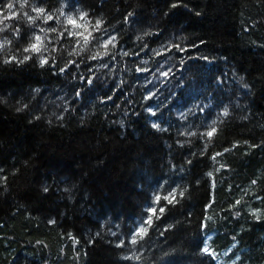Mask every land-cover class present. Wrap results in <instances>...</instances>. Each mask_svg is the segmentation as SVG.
Listing matches in <instances>:
<instances>
[{
    "label": "trees",
    "instance_id": "obj_1",
    "mask_svg": "<svg viewBox=\"0 0 264 264\" xmlns=\"http://www.w3.org/2000/svg\"><path fill=\"white\" fill-rule=\"evenodd\" d=\"M0 264H264V0H0Z\"/></svg>",
    "mask_w": 264,
    "mask_h": 264
},
{
    "label": "snow or ice",
    "instance_id": "obj_2",
    "mask_svg": "<svg viewBox=\"0 0 264 264\" xmlns=\"http://www.w3.org/2000/svg\"><path fill=\"white\" fill-rule=\"evenodd\" d=\"M9 7H11V5ZM81 19H83V17H81ZM70 23H73V22L70 20ZM36 39L39 40V37H36ZM86 39H87V37H85V40ZM33 50H38V45L37 44H33L30 49H28V48L25 49V51H33ZM214 131H215V129H213L212 132H209L208 135L209 136L213 135ZM155 211H156L155 209L152 210L153 214H155ZM159 211L163 212L164 209L163 208H160ZM148 223H150V221H148ZM144 232H146V229H141V232L138 233V235H142ZM207 251L208 250L205 249V252H207Z\"/></svg>",
    "mask_w": 264,
    "mask_h": 264
}]
</instances>
